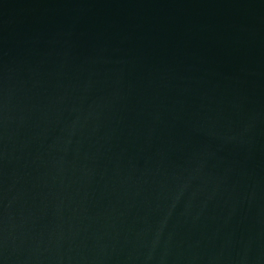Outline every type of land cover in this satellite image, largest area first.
<instances>
[{"label": "water", "instance_id": "1", "mask_svg": "<svg viewBox=\"0 0 264 264\" xmlns=\"http://www.w3.org/2000/svg\"><path fill=\"white\" fill-rule=\"evenodd\" d=\"M0 264H264V0H0Z\"/></svg>", "mask_w": 264, "mask_h": 264}]
</instances>
